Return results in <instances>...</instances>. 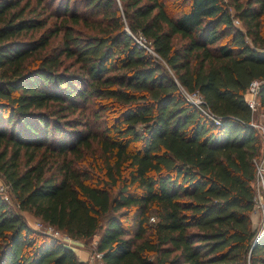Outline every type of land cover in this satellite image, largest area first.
Returning <instances> with one entry per match:
<instances>
[{
  "label": "trees",
  "instance_id": "16d2710c",
  "mask_svg": "<svg viewBox=\"0 0 264 264\" xmlns=\"http://www.w3.org/2000/svg\"><path fill=\"white\" fill-rule=\"evenodd\" d=\"M253 80L264 116V0H0V264H86L20 211L103 264H264Z\"/></svg>",
  "mask_w": 264,
  "mask_h": 264
},
{
  "label": "built area",
  "instance_id": "2783aa9c",
  "mask_svg": "<svg viewBox=\"0 0 264 264\" xmlns=\"http://www.w3.org/2000/svg\"><path fill=\"white\" fill-rule=\"evenodd\" d=\"M133 38L139 46L146 48L149 52L153 53L151 48L149 47V41L146 39L144 35L138 34L136 36H133ZM260 83L261 82L258 80L251 81L244 94V100L248 108L252 112V120H251L250 125L257 131L260 137V140H261V144H262V154L259 160L257 161V174H256V182H255V186L259 185V187L256 186V188L262 191V194L257 195V197L255 194V205H254V208H257V210L261 214V223L257 228L258 236H260L264 232V202H262V198L264 199V185H263V180H262V174L264 172V119L263 120H260V119L253 120V119L255 116L254 112L257 113L260 107V103H259L258 96H257ZM184 96L186 97L188 101L192 102L206 116H208L209 118H213L209 110L204 106L203 97L198 92H192V93L184 92ZM9 192H10L9 185L3 179L0 180V196L2 197L3 200L10 202L11 199H10ZM39 225H40L39 226L40 229L38 228V230H41L42 233L59 240L61 243L65 244L68 247L73 248V245L76 244L75 242L78 241L77 239L70 237L66 233L56 229L55 227L51 226L50 224L46 222H43L42 220H41V223H39ZM89 258L91 261H93L94 258L99 259L100 264H103L101 261L100 253L92 252Z\"/></svg>",
  "mask_w": 264,
  "mask_h": 264
},
{
  "label": "rangeland",
  "instance_id": "374dc122",
  "mask_svg": "<svg viewBox=\"0 0 264 264\" xmlns=\"http://www.w3.org/2000/svg\"><path fill=\"white\" fill-rule=\"evenodd\" d=\"M31 1H34V0H31ZM228 0H225V2H227ZM238 21V22H237ZM234 24L239 26L240 28H242V24L240 23L239 19L238 18H234ZM243 29V28H242ZM42 32V30H38L36 32H33L32 34H28L26 35L25 37L23 38H28L29 36H32V37H36L38 36L40 33ZM59 39L56 38L54 39L53 41H51V43L48 45V47L46 48L47 50L50 49ZM247 41L250 43V39L247 37ZM43 53V51L41 52ZM247 97V96H246ZM91 109V107H90ZM89 112V109H87L85 111V113L87 114ZM254 119L253 120H256V119H260V120H263L264 117H263V110L261 109V107H259L257 113L254 112ZM98 149L95 148L94 149V153H98ZM87 159L89 158H92V155L90 154V152H88L86 155ZM2 176L0 174V180H2ZM257 184V183H256ZM259 187V185H256ZM256 186L254 187L255 188V194H256V197L257 195L259 194H262V191L261 190H258L256 188ZM9 195H10V199H12V196H11V192H9ZM12 203V201H10ZM262 202H264V199L262 198ZM10 206L14 209V205L13 203L10 204ZM16 209V207H15ZM20 213L23 215L24 219H25V222L29 225V227H31L33 230H36V231H40L42 232L41 230H38V228L40 229V225L39 223H41V220L37 217H35L33 214H31L30 212L28 211H20ZM255 214L257 215V220H256V223H257V226H255V228H258V226L260 225L261 223V214L260 212L257 210V208H255ZM96 241V236L93 238V239H90L89 241H81V240H78L77 242H75L76 244L73 245V249L78 252L79 250V247L80 249L84 250L87 252V258L86 259V264H100V260L99 259H96L94 258L93 261L90 260V254L94 251V243ZM81 250V251H82Z\"/></svg>",
  "mask_w": 264,
  "mask_h": 264
},
{
  "label": "crops",
  "instance_id": "0c3cea01",
  "mask_svg": "<svg viewBox=\"0 0 264 264\" xmlns=\"http://www.w3.org/2000/svg\"><path fill=\"white\" fill-rule=\"evenodd\" d=\"M250 218H251V222H252V227L255 228V226H257V223H256L257 215L255 214V208L252 211V213L250 215ZM81 250L82 249H80V247H79L78 252H76L75 250L74 251L76 253V256H77L78 260L83 261V262H86V259L85 258H87V252L84 251V250H82V251Z\"/></svg>",
  "mask_w": 264,
  "mask_h": 264
}]
</instances>
